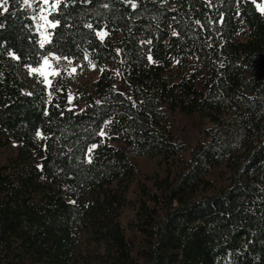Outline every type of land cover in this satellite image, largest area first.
I'll use <instances>...</instances> for the list:
<instances>
[{
    "label": "trees",
    "instance_id": "trees-1",
    "mask_svg": "<svg viewBox=\"0 0 264 264\" xmlns=\"http://www.w3.org/2000/svg\"><path fill=\"white\" fill-rule=\"evenodd\" d=\"M132 2L64 0L43 49L24 0L0 8V264H264V14ZM49 54L103 71L73 104L68 77L26 93L20 70Z\"/></svg>",
    "mask_w": 264,
    "mask_h": 264
},
{
    "label": "rangeland",
    "instance_id": "rangeland-1",
    "mask_svg": "<svg viewBox=\"0 0 264 264\" xmlns=\"http://www.w3.org/2000/svg\"><path fill=\"white\" fill-rule=\"evenodd\" d=\"M28 7H30L33 11H34V16H37L39 13V9L41 7V3L40 0H28V4H26ZM47 7V6H45ZM37 20H35L36 23V27H37ZM40 23H42V21H40ZM50 29H48L47 31L49 32ZM44 31V29H40L39 30V35L40 32ZM41 37V36H40ZM50 63L52 65V68H54L55 70H57L60 75L59 76H49V79L52 81V85L56 84V82L61 81L62 79H66L68 77L69 81V88H70V96L73 95V93H75L79 88H83V87H90L98 78L99 75L101 73V69L96 67L93 68L91 65V69L89 71V73L87 75L84 76H69V72H71L72 68L68 67L67 65H65L64 62H62L61 60L59 62L50 59ZM43 64V62H42ZM41 64V65H42ZM41 65L37 68H40ZM20 76L23 78L24 82H25V92L26 93H30V91L37 89L40 86H43L47 92H50V88L46 87L45 84L41 83L40 81L43 79L39 73H35V74H31L30 75V69L27 70H20ZM71 103L72 99H71ZM77 107L81 108L83 106V103H79V105L75 104ZM196 121V119H195ZM194 121V119H190V120H186L183 124H181L179 130L182 136H185L187 141H189L191 144H193L195 142L196 139V122ZM108 130L106 129L104 130L105 134H108ZM160 158H156V159H147V158H139L138 162L141 168V171L143 173V175L147 176V175H152L154 173V170L157 168L158 165H160L158 162ZM159 167V166H158ZM142 175V176H143ZM228 177V174L226 172L223 173L222 177H217L216 175H213L212 178L220 183V184H224ZM136 182L132 183L131 188H133V186L135 185ZM88 233L87 232H79V250L81 252H83V254H86L88 251L91 250H95L98 249V247L95 244H91L90 245V241L88 238ZM89 246L95 247V248H90ZM88 249V250H87Z\"/></svg>",
    "mask_w": 264,
    "mask_h": 264
},
{
    "label": "snow or ice",
    "instance_id": "snow-or-ice-1",
    "mask_svg": "<svg viewBox=\"0 0 264 264\" xmlns=\"http://www.w3.org/2000/svg\"><path fill=\"white\" fill-rule=\"evenodd\" d=\"M25 4H28V0H24ZM64 2V0H40L41 7L39 9V13L37 16H34L33 19L37 20V30L39 31L40 29H44V31L40 32L41 39L39 41V46L41 49L45 47L46 44L51 43V33L48 32V29H56L60 26V20L58 19H49V16L52 15L53 13H57L60 10V5ZM73 3H75V0H72ZM85 2L90 3L91 0H85ZM210 2V0H209ZM128 3L131 4V7L135 9L137 7V4L132 2V0H128ZM251 3H253L256 7V9L261 13L264 14V4L257 3V0H251ZM8 0H3V3L0 4V8L3 9L4 12L8 11L7 8ZM47 6V7H45ZM67 6V4H65ZM108 5H105L107 7ZM42 21V23H40ZM221 22H223V17H221ZM199 23V21H197ZM86 27L89 29H92L91 24H87ZM96 35L103 40L105 36L107 35L106 32L100 31L97 32ZM173 35H177V33L174 31ZM147 43H151V41H147ZM10 55H13L10 53ZM15 59H19L18 56H14ZM50 59L55 60L59 62L61 59L68 60L67 57H60L56 56L54 54H49L43 57V64L41 65L40 68H30V75L39 73V75L43 78L40 82L45 84L46 87H51L52 81L49 79V76H59L60 73L52 68V65L50 63ZM148 60L151 62L152 57L148 56ZM68 64L71 65L72 61L68 60ZM93 68H95V65H92ZM103 71V69H101ZM76 73V69L73 67L71 72H69V76H72ZM30 94V93H29ZM51 96V94H49ZM72 97H69V101H71ZM47 114V113H46ZM37 136H41V133L37 132ZM99 135L103 136L104 133L101 132ZM97 145H92L91 148L88 149L89 153H91ZM89 163H91V158L89 157L88 160Z\"/></svg>",
    "mask_w": 264,
    "mask_h": 264
}]
</instances>
